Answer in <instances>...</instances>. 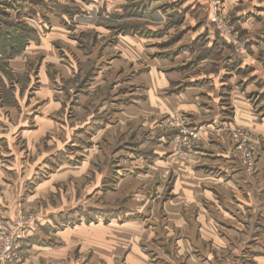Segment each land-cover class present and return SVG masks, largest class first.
<instances>
[{"label": "rangeland", "instance_id": "obj_1", "mask_svg": "<svg viewBox=\"0 0 264 264\" xmlns=\"http://www.w3.org/2000/svg\"><path fill=\"white\" fill-rule=\"evenodd\" d=\"M253 1L0 0V133H24L0 149L15 144L34 165L20 171L30 180L14 216L0 219L26 223L19 264H125L132 244L147 242L140 231L168 224L178 168L225 177L196 160L211 158L199 152L212 143L257 175L264 0L256 11ZM18 56L25 68L13 72ZM236 94L256 128L234 119ZM178 205L176 225L189 220Z\"/></svg>", "mask_w": 264, "mask_h": 264}, {"label": "crops", "instance_id": "obj_2", "mask_svg": "<svg viewBox=\"0 0 264 264\" xmlns=\"http://www.w3.org/2000/svg\"><path fill=\"white\" fill-rule=\"evenodd\" d=\"M60 2L65 4L66 0ZM251 8L256 11V0L252 2ZM250 16L252 15H249L247 22L252 21ZM206 38L214 40L208 34ZM19 59L18 56L8 62L13 72H22L25 68ZM245 66L252 69L253 73L256 71L253 66ZM224 84L221 82L219 88ZM16 95L19 94L13 95L17 99ZM48 95L51 97V93ZM46 102L48 103L47 99ZM230 105L236 121L252 123L256 128V116L250 113L244 98L236 94L235 97H230ZM23 134L0 133V139L10 138V135L22 138ZM209 146L208 149H201L199 153H210L211 158L199 155L196 160L208 162L207 166L220 170L225 177L214 178L203 174L199 169L190 173L178 168L185 175L175 181L174 188L177 187L179 191L175 198L164 203L162 207L163 217L167 222L169 220L170 224L152 225L154 227L140 231L143 240L147 239L144 243L147 250L151 251L155 258L151 259L141 251L143 243L136 242L127 253L125 264H264V255L256 251L264 249V229L256 233V218L262 220L264 227V147L258 152L257 175L247 177L239 172L234 161L226 157L224 151L217 154L218 149L227 147H221L218 143ZM21 149L15 144L9 146L6 149L7 156L6 152L0 149L4 153L2 155L0 152V219L14 216L17 201L19 202L22 195L20 186L23 187L30 180L20 171L34 168V165H25L27 159L22 161ZM8 159L12 162H8ZM6 162L10 164L9 167H5ZM204 184L205 189L200 192V185ZM31 199L32 197L27 195L23 203H29ZM177 204L185 211L184 216L189 218L180 225L175 224L178 219H182V214L174 206ZM54 233L58 234L57 231H51L50 234ZM60 245V248L64 247L63 244Z\"/></svg>", "mask_w": 264, "mask_h": 264}, {"label": "built area", "instance_id": "obj_3", "mask_svg": "<svg viewBox=\"0 0 264 264\" xmlns=\"http://www.w3.org/2000/svg\"><path fill=\"white\" fill-rule=\"evenodd\" d=\"M25 225L21 216L0 223V264H19L16 253L24 239Z\"/></svg>", "mask_w": 264, "mask_h": 264}]
</instances>
